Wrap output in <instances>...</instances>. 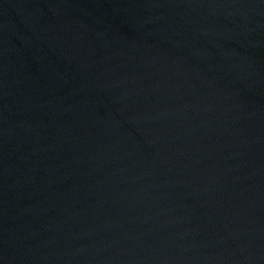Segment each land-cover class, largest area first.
Returning a JSON list of instances; mask_svg holds the SVG:
<instances>
[{"label": "water", "instance_id": "95a60500", "mask_svg": "<svg viewBox=\"0 0 264 264\" xmlns=\"http://www.w3.org/2000/svg\"><path fill=\"white\" fill-rule=\"evenodd\" d=\"M0 264H264V0H0Z\"/></svg>", "mask_w": 264, "mask_h": 264}]
</instances>
